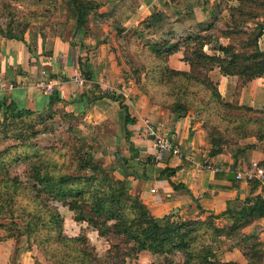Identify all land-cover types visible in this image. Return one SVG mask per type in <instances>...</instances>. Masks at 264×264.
<instances>
[{
	"label": "crops",
	"instance_id": "obj_1",
	"mask_svg": "<svg viewBox=\"0 0 264 264\" xmlns=\"http://www.w3.org/2000/svg\"><path fill=\"white\" fill-rule=\"evenodd\" d=\"M65 1H60V16L53 20L54 27H29L24 34L26 41L0 35V82L5 86L15 83L13 88L0 89V100L6 96L20 107L42 115L50 111L57 120L66 112L76 117L81 122L79 128L89 129L84 133L92 134L103 145L106 164L114 166L115 174L126 180L130 191L138 194L157 217L175 213L178 219L204 220L214 213L219 214L216 222L224 218L235 221L227 212L229 208L240 210L246 198L253 202L257 195L264 197V186L259 181L237 176L232 179L231 173L233 165L237 174L249 160H264L263 142L255 137L244 142L252 144V148L238 162L227 149L211 156V138L197 114L189 111L179 117L151 99L136 81L125 57L130 52L123 48L133 29H142L145 23L152 22L154 14L164 24L160 38L170 43L205 32L200 26L203 22H213L211 18L217 15L228 19L229 10L221 6V0H97L100 6L89 13L87 25L82 28L69 20ZM167 64L175 69H190L182 49L170 54ZM43 75L53 83L52 90L38 85ZM77 76H84L86 81L79 82ZM210 76L226 101L264 109V76L240 85L237 75H225L217 66ZM121 88L127 89V98L116 93ZM53 92L56 98L49 107ZM108 92L118 98L108 96ZM96 94L103 97L88 102L86 95ZM77 97L80 99L75 100ZM150 124L167 132L182 153L166 152L161 162L154 163L151 156L157 146L149 132ZM254 227L264 243V216L255 218L242 231ZM220 238V260L248 264L244 252L235 243L228 244L232 239L224 235ZM12 243L14 251L11 246L5 250L0 246V264H37L35 250L23 237L19 243ZM138 254H151V263L158 255L148 250Z\"/></svg>",
	"mask_w": 264,
	"mask_h": 264
},
{
	"label": "trees",
	"instance_id": "obj_2",
	"mask_svg": "<svg viewBox=\"0 0 264 264\" xmlns=\"http://www.w3.org/2000/svg\"><path fill=\"white\" fill-rule=\"evenodd\" d=\"M65 4L69 20H72L78 28L86 26L89 13L100 6L97 0H66ZM7 6L11 9L10 14L14 15L16 11L13 7L10 4ZM54 8H57L56 5ZM228 9L231 21L227 22L229 30L225 35L231 37V41L226 45H220L219 54L209 53L204 49L209 41L202 35H192L185 40L173 43L167 39H160L151 45L146 43L150 53L156 57L153 64L147 66L146 75L154 78L156 83H162L159 85L168 84L164 94H168L170 99L158 100L154 99L153 94L149 96L181 117L189 110L188 97L197 91H190V86L199 87L207 93V99L224 109V114L229 115L232 122H238L239 133H243V137L255 136L263 141L264 109L240 104L238 101H226L211 78L210 71L217 66L225 75H237L241 80L240 85L264 76V49L260 46V39L264 36V0H238L237 5L230 6ZM259 17L262 18L256 22V26H249L251 21ZM160 20V16L154 14L153 21L145 24L156 26ZM28 23L27 21L23 29L18 32L15 20L11 18L7 21L6 27L0 23V34L26 41L24 34ZM136 32L140 36L143 30L139 29ZM240 32L244 38H240L239 43H236L233 40V34ZM183 44L187 45L184 48V59L190 65L189 70L175 69L167 64L169 55L181 49ZM238 45L242 48L240 49ZM131 67L138 84L145 83L139 73L141 68L134 65ZM54 93L51 94L49 107L53 105L56 98ZM107 95L118 98L114 92H108ZM100 97H103L102 94L86 95L88 102ZM78 99L80 97L75 98V100ZM122 105L124 106V103ZM195 109L199 108L195 107ZM248 113L259 114L260 117L248 115ZM40 114L36 110L20 107L14 99L9 100L6 96L0 100V144L9 139L18 141L0 150V158L12 153L14 148L20 145L29 144L37 148L33 139L42 131L39 125L45 122V118ZM63 115L71 114L66 112ZM130 120V114H128L127 121ZM204 123L212 142L211 156L227 149L238 162L247 150L252 148V144H242L237 141L230 143L222 140L223 137L216 136L207 119ZM252 124L257 131L248 132V126ZM76 141L79 145L75 147L77 163L74 171H79L78 173L62 171L57 163H55L58 165L56 169L51 170L46 163L47 160L37 154V158L42 161L39 162L37 159L31 161L27 174L39 183L41 186L39 190L42 193L48 194L74 210L78 221L89 222L101 235L110 232L121 237L123 245L112 243L107 251V258L111 259L108 264H127L128 258L136 257L142 250L166 255L165 260L169 264H173L169 256L177 252L184 254V264H241L238 261H223L217 257V251L220 248L219 238L223 235H232L239 228L253 222L255 218L264 216L263 196L257 195L253 202H251L252 198H246V204L240 210L229 208L227 212L231 214L235 222L228 228L216 224L215 219L219 214L214 213L204 220L178 219L175 213L166 214L160 218L150 212L149 207L138 194H133L129 190L126 180L114 175L113 168L105 166L96 159L92 144L80 138ZM23 158H28V155ZM15 159H19V156ZM14 183L18 188H22V183L17 177ZM0 194V208L4 209L8 205L5 212L0 211V218H11L9 223L0 224L9 230V234L0 236V240L16 235H26L30 240L39 235L40 238L36 243L50 253L55 264H99L100 258L94 248L89 245L88 237L84 234L75 236L66 234L60 212L43 203L38 195L30 197L37 200L44 211L37 210L34 213L24 208L15 209L13 194L1 192V189ZM250 202L251 207L248 208L247 204ZM17 218H20V221L16 220ZM252 218H254L253 221ZM253 238L258 240L256 235ZM257 240L244 251L248 264L264 262V243ZM42 242L46 243L42 246ZM37 264L43 263L37 261Z\"/></svg>",
	"mask_w": 264,
	"mask_h": 264
},
{
	"label": "rangeland",
	"instance_id": "obj_3",
	"mask_svg": "<svg viewBox=\"0 0 264 264\" xmlns=\"http://www.w3.org/2000/svg\"><path fill=\"white\" fill-rule=\"evenodd\" d=\"M60 1L61 0H44L43 2L41 0H0V23L6 27L7 21L12 18V20H15V27L17 29L16 31L18 32L19 30L23 29V25L27 21L29 23L27 24L25 31L32 26L54 27L53 20L56 17L60 16L59 12H57L59 6H62ZM233 2L235 3L233 4ZM7 4H10L16 11L14 15L10 14L11 9L8 8ZM220 4L221 6L229 8L230 6L237 5L238 0H221ZM55 5L57 7L56 9L54 8ZM261 18L262 17H259L255 21H251L249 23V26H256V22L258 20H261ZM211 20H213V22H203V24H200V26L202 25L205 32L196 33L193 36L202 35L203 38L209 41V43L205 45L204 49L209 53L219 54L220 51L218 50V48L220 47V45H226L231 41V37L225 35L226 31L229 30L227 22L231 21L230 13L228 14V19L217 15L216 18L212 17ZM21 22H23L24 24H22ZM169 24L170 23H165L166 26H169ZM163 27V23H158L156 26L153 27H148L147 24H144L143 29H141L143 30L144 34H141L140 36L136 32V30L139 29H133L134 31L131 32V35L127 36L124 40L123 48H125V50L127 49V51L129 50L128 52H130V56L125 55V57L128 58V63L131 65L138 64L134 66L141 68L139 73L141 75L142 81L145 82L142 85L139 84L141 89H144L143 91L146 94L148 93V96L153 94L154 99L169 100L170 98L168 94H164V92L167 90L166 85H169H159V83H162H156V80L154 78H150L146 75L147 66L152 65L153 61L156 60V57L152 53H150L149 47H146L148 46L146 43L151 45L153 42L162 39L160 38V34L164 30ZM131 38L132 40H130ZM240 38H244V35L241 32L233 34V40L236 43H239ZM260 46L264 49V36H262L260 39ZM186 47V44H183L181 46L183 52L184 48ZM238 47L240 49L242 48L240 45H238ZM133 52H136V54L134 55ZM189 89L190 91H197L194 94H190V96L188 97L189 102H187V105L190 106L188 112L194 111L195 114H197V116L201 119L203 125H205L204 120L207 119V121L210 122L211 127H213V131L216 136L220 138L223 137L222 140H226L230 143H234L237 141L242 144H245L244 142H247L250 138L255 137H243V133H239L240 125L238 124V122H232L230 120V116L224 114L223 108L217 106L215 102H212L207 99V93L205 91H202L199 89V87L195 86H190ZM171 99H173V97H171ZM195 107H198L199 109L197 110L195 109ZM248 115L260 117L259 114L248 113ZM41 117L45 118V122L47 123L44 122L42 125H39V128L42 129V131L37 135V137L33 139L38 149L29 144L20 145L17 148H14L12 153H8L5 157L0 158L1 192L6 191L7 193L14 195L13 206L15 209L19 208L20 210H22L24 208L27 211H31L34 213L37 212V210L40 212L44 211V208L37 203V200H34L32 197H30L38 195L39 199H41L43 203L48 204L51 209L60 212L63 223V229L66 234L70 236H75L78 234L86 235L89 240V245L94 248L95 252L100 258L99 264H108L111 259L107 258V251L111 247L112 243H119L123 245L121 237L113 235L110 232H107L106 235H101L98 229H95L91 224H89V222L78 221L75 218L76 214L74 210H72L68 205H65L63 202L50 197L48 194L42 193L39 190L41 188L39 183L29 177L27 172L31 161H34V159H37L39 162L42 161L41 159L37 158V154H39V156H42L44 157V159L47 160L46 163L49 164V168L51 170L56 169V166L59 165L61 166L62 171L65 170L69 173H78L79 171H74L77 163V159L75 157V147L79 145L76 141L77 138H80V140H83L93 145L92 151L94 152L96 159L99 162H102L105 166L109 168L114 169V166L106 164L103 155V145L99 143V141H97L96 137L92 138V134L90 135L86 132L84 133V131H89V129L79 128L78 123L81 124V122L76 117L73 118V116L71 115H64L62 116V119L57 120L55 119V115L51 114L50 111L45 115H41ZM254 126V124L248 126V132L257 131ZM77 129H79V131H77ZM17 142L18 141L16 140L9 139L6 142L0 144V150L14 145ZM262 142L264 144V140ZM36 149L37 151H35ZM26 155H28V158H23V156ZM16 156H19V159H15ZM248 162L250 163H248V165L252 166V161L250 162L249 160ZM260 162L264 165V160ZM55 163H57L58 165ZM114 175L119 178L115 174V172ZM16 177L22 183V188H18L17 185L14 183ZM254 180L258 181L257 179ZM8 182L9 184H7ZM12 182L16 187H14ZM7 186L9 187L7 188ZM132 193L136 194L134 192ZM7 208L8 205H6L4 209L0 208V211L3 210V212H5ZM253 219L254 218H252V221ZM16 220L20 221V218H17ZM10 221L11 218L9 217L0 218V224L9 223ZM234 222L235 221H233V219L224 218L222 221L216 222V224L221 227L228 228ZM236 223L238 224L239 222ZM251 223L253 224V222ZM7 234H9V230L6 227L0 225V236H6ZM254 235L257 236L255 227L250 231L244 232L242 231V228H239L232 235L227 236V238L229 237L233 240H231L228 244L234 246L235 243V245H237V247H239L244 252L249 245H251L257 240L256 238H253ZM21 237L25 239V242L28 243L30 249H32L33 251L35 250L33 254L35 255V257H37L36 261L41 262L43 264H55L54 260L50 256V253L42 249L40 244L36 243L37 240H39L40 238L39 235L36 238L33 237L30 240L26 235H16L14 237H7L0 240V246H2V249L4 250L7 248V246H11L10 249L14 251L16 247L12 242H14V240H17L19 243ZM219 241V245L221 248V238H219ZM257 241H259V239ZM43 243L46 242H42V246ZM151 256V254H148L147 256L143 255L139 257V254H137L136 257L128 258L127 264H169V262L167 263L165 260L166 255H155V257L152 258L154 263H151ZM184 257L185 256L182 252H177L176 254L169 256V258L173 260V264H184Z\"/></svg>",
	"mask_w": 264,
	"mask_h": 264
},
{
	"label": "built area",
	"instance_id": "obj_4",
	"mask_svg": "<svg viewBox=\"0 0 264 264\" xmlns=\"http://www.w3.org/2000/svg\"><path fill=\"white\" fill-rule=\"evenodd\" d=\"M43 74L46 75L45 71H43ZM45 75H43L42 78L38 80V85L45 88V90H52L53 89V83L49 81L47 78H45ZM77 80L81 83L86 81V78L84 76H81L80 78L77 76ZM15 86L14 82L5 84L0 82V89L1 88H13ZM116 93H121L122 97L127 98L128 97V91L126 88H121L120 91L116 89ZM149 132L155 137L156 140V152L151 156V160L154 163H159L163 160L166 152H173L177 154H181L182 150L179 144L175 143L173 139L169 137L167 132H164L161 130L160 126H157L155 124L149 125ZM252 166H246L244 169H242L240 172L236 174L238 178H244L247 180H254L257 179L260 181L261 184L264 185V165L261 164L260 161H252Z\"/></svg>",
	"mask_w": 264,
	"mask_h": 264
},
{
	"label": "water",
	"instance_id": "obj_5",
	"mask_svg": "<svg viewBox=\"0 0 264 264\" xmlns=\"http://www.w3.org/2000/svg\"><path fill=\"white\" fill-rule=\"evenodd\" d=\"M232 179L236 178L235 165L232 166Z\"/></svg>",
	"mask_w": 264,
	"mask_h": 264
}]
</instances>
